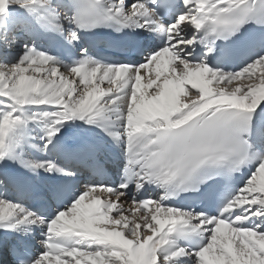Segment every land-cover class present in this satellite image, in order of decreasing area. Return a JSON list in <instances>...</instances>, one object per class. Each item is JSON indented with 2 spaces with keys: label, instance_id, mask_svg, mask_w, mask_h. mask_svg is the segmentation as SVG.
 <instances>
[{
  "label": "snow or ice",
  "instance_id": "obj_1",
  "mask_svg": "<svg viewBox=\"0 0 264 264\" xmlns=\"http://www.w3.org/2000/svg\"><path fill=\"white\" fill-rule=\"evenodd\" d=\"M0 264H264V0H0Z\"/></svg>",
  "mask_w": 264,
  "mask_h": 264
}]
</instances>
